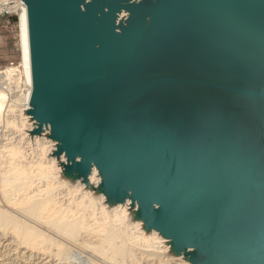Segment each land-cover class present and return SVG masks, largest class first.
Wrapping results in <instances>:
<instances>
[{"label": "water", "instance_id": "obj_1", "mask_svg": "<svg viewBox=\"0 0 264 264\" xmlns=\"http://www.w3.org/2000/svg\"><path fill=\"white\" fill-rule=\"evenodd\" d=\"M24 1L32 134L51 126L65 174L90 184L97 167L108 202H138L135 219L170 237L194 264H254L244 217L249 203L258 211L264 177L242 163L247 147L218 92L264 99V88L166 60L202 46L214 63L238 65L244 43L251 50L253 37L264 42V0ZM123 11L130 15L119 21ZM179 86L217 94L181 101Z\"/></svg>", "mask_w": 264, "mask_h": 264}, {"label": "bare ground", "instance_id": "obj_2", "mask_svg": "<svg viewBox=\"0 0 264 264\" xmlns=\"http://www.w3.org/2000/svg\"><path fill=\"white\" fill-rule=\"evenodd\" d=\"M5 1L0 0V12L5 8L10 15L19 12L16 0ZM129 15L121 12L119 21ZM18 22L19 65L0 70V264H72L74 259L66 252L70 255L75 246L116 264H141L144 260L150 264H194L170 237L135 219L138 202L127 198L110 204L100 191L103 177L97 167L89 175L90 184L66 175L63 163L67 157L55 154L59 143L49 136L50 125L45 124L41 134H32L38 122L29 113L34 82L27 7ZM249 42L252 49L244 43L237 53L243 60L232 68L214 63L211 49L202 46L169 56L166 65L209 78L233 75L236 82L261 89L264 42L258 37ZM214 93L194 86L177 87L181 101L195 95H201V101ZM218 94H223L220 101L247 147L242 163L252 172L258 168L264 177V99ZM227 148L230 154L236 152L233 143L227 142ZM244 220L251 226L247 257L254 264H264L263 198L257 212L249 203ZM145 253L153 258H144ZM90 256L85 264H101ZM213 264L228 262L219 258Z\"/></svg>", "mask_w": 264, "mask_h": 264}, {"label": "rangeland", "instance_id": "obj_3", "mask_svg": "<svg viewBox=\"0 0 264 264\" xmlns=\"http://www.w3.org/2000/svg\"><path fill=\"white\" fill-rule=\"evenodd\" d=\"M18 20L19 18L16 15L5 14L0 16V70L10 66L19 65L21 59V49H20L21 47H20V37H19L20 31L18 26L19 23ZM94 189L97 191L96 188ZM67 252L66 254L68 256H72L75 264H79V263L85 264L84 260L86 261L87 257L90 256L88 254H91L90 257H94V259L100 261L101 264H116V261L112 263L103 260L100 256L97 255L93 256L91 251L82 247L80 248V246H75L72 252L70 251V255L69 252L68 253ZM142 256L143 257L145 256L144 258L147 257L146 253L143 254ZM150 257L153 258V256ZM141 264H150V262L148 263L147 261L145 262L144 260L142 261Z\"/></svg>", "mask_w": 264, "mask_h": 264}, {"label": "built area", "instance_id": "obj_4", "mask_svg": "<svg viewBox=\"0 0 264 264\" xmlns=\"http://www.w3.org/2000/svg\"><path fill=\"white\" fill-rule=\"evenodd\" d=\"M1 1H3V0H1ZM9 1H11V0H6V1H5V4H7ZM16 1H17L18 4H20V5H19L20 8H19V12H18V13H14L13 15H16V16H18V18H20V14H21L22 12H24V8L27 7V5H26V3H25L24 0H16ZM6 6H7V5H6ZM27 9H28V8H27ZM5 14L10 15L11 13H9L8 10L5 8L3 11L0 12V16H1V15H5Z\"/></svg>", "mask_w": 264, "mask_h": 264}]
</instances>
